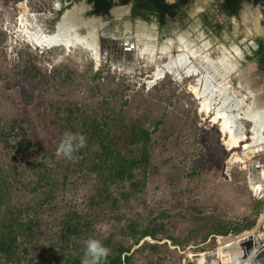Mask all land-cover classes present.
<instances>
[{
    "label": "rangeland",
    "instance_id": "374dc122",
    "mask_svg": "<svg viewBox=\"0 0 264 264\" xmlns=\"http://www.w3.org/2000/svg\"><path fill=\"white\" fill-rule=\"evenodd\" d=\"M15 1L25 2L0 0V156L3 155L0 165L7 160L4 157L6 143L1 136L12 126L16 130L22 126L23 136L31 141V150L35 146L39 148V155L43 158L38 159L45 163L41 169L50 178V182H40L42 184L37 187L34 196L43 197L46 189L54 186L53 197L38 212L42 223L40 232H35V244L31 243L34 256L32 259L24 258L21 264H31V260H48L51 249L46 243L56 241L60 218L68 210L79 214L84 239L94 238L104 242L110 238L111 243L106 247L111 252L117 243L130 247L128 255L133 253L130 264H195L200 257L206 263V260H217V256L213 258L212 255L226 244L239 243L251 234L264 239V229L255 227L264 203L258 205L252 199L247 164L249 156H243V162L240 159L242 156L234 153L242 149L241 144L249 142L256 119L239 117L237 123L243 126L248 138L241 140L237 147L225 144L220 121L212 120L217 107L221 106L218 101H223L220 95L215 96L217 102L213 101L216 103L207 113L202 108L201 99L190 88L200 86L197 81L200 76L197 73L187 76L183 70V76L176 78L174 73L166 72L165 64L170 57L174 61L185 49H176L175 52L153 49L150 53L142 52V48L134 49L135 65L131 68L128 64L115 65L112 61L104 66L98 49L96 52L79 43L70 49L61 46L36 47L22 32L23 28L15 18ZM29 1L36 5L42 3V0ZM262 14V9L242 11L244 21L240 25L243 24L245 31L243 41L252 40L255 29L264 31V23L260 21ZM39 23L45 33H55L57 22H52L50 26L47 22ZM87 24L83 23L84 26ZM234 24L238 25L235 21ZM88 29L78 30L77 33L84 37L92 33L94 37L93 31ZM212 41V49H202L206 56L202 59L216 62L221 56H228L234 65L235 52L217 49L221 42L215 37ZM235 45L239 51L243 50L234 38L227 44ZM94 53L99 54L98 58ZM191 64L202 65L195 60ZM157 66L165 70L160 77L155 75ZM249 66L238 67L235 61L234 67L238 68L233 67L226 74L222 72V79L225 80H217V84L223 83V88H226L223 89L228 97L226 107H230L232 113L241 111L229 90H238L243 77H254ZM255 83L248 90L264 100V77ZM105 121L111 128L115 123H121L143 126L151 132L147 146L150 164L145 185L140 192L127 198L119 192L127 191L128 183L111 186L109 190L118 200L116 207L106 199L93 206L88 202L100 184L80 166L90 163V155L97 147L93 140L89 139L90 146L81 149L84 155L76 153L75 161L56 156L60 138L65 132L89 135L90 125L97 124L102 128ZM261 125L264 130V118ZM123 143L121 140L123 149H126ZM33 176L27 173L25 179H32ZM13 182L11 186H15L10 189V194L0 196L2 210L8 197L11 201L9 205L18 206L19 202L32 196L31 184L27 189ZM245 218L254 221V224L256 222L255 229L249 228L236 235L214 234L204 240L212 224L244 223L242 220ZM129 224L137 225L140 230H156V236L140 239L144 248L136 251L139 244L134 245L132 239L118 232L120 227ZM42 241L44 243H40ZM150 243L156 245L154 250L148 249ZM40 244H45L41 247L49 250L41 252Z\"/></svg>",
    "mask_w": 264,
    "mask_h": 264
},
{
    "label": "trees",
    "instance_id": "16d2710c",
    "mask_svg": "<svg viewBox=\"0 0 264 264\" xmlns=\"http://www.w3.org/2000/svg\"><path fill=\"white\" fill-rule=\"evenodd\" d=\"M255 2L264 4V0H255ZM102 125L104 126L102 128L97 124L90 125L88 129L90 134L85 135L87 146H90L89 139H91L97 144V147L90 155V163L88 165L81 164L80 168L92 175L94 181L100 184V188L96 187L95 192L90 195L89 204L93 206L106 199L110 200L115 206L118 200L113 197L112 192L109 190L111 186H125L124 184L128 183L127 191L119 192L122 197L127 198L135 192H140L145 185L147 168L150 164L147 146L151 140V132L139 125L133 127L121 123L116 125L115 123L116 128L109 124L114 127L111 128L108 127L107 121ZM23 134L24 129L22 126L18 130L15 129V126H12L8 132L1 136L6 143L4 157L7 160H4L0 165V196L10 194V189L15 186H11L14 183L13 181L21 184L23 188H27L31 184L30 192L32 196L27 197V201L19 202L18 206L15 204L9 205L8 203L11 201L8 197L5 200L7 204L5 209L0 208V264H21L24 258H33L34 251L32 250L34 248L31 243L35 244V232L38 230L40 232L42 223V219L38 217V212L54 195V186L51 185L46 189L43 197L34 196V192L38 191L37 187L43 182H50V178L46 177L45 172L41 169L45 163L41 161L43 156L39 155L41 154L39 148L35 146L34 150H31V141L25 139ZM121 140L127 146L126 149H123ZM78 154L84 155L81 150ZM28 155L30 156L28 157ZM2 156L0 157L2 158ZM38 157L41 159H38ZM26 164H28L27 167ZM27 173L30 176L35 175V177L25 179ZM22 208L25 212L22 211ZM78 217L79 214L75 210L65 211L60 218L56 241L46 243L47 247L51 249L48 260H31V264H81L84 254L82 241L85 239L83 237V226ZM242 222L244 223L212 224V229L204 236V240L214 234L236 235L254 225V221H249L246 218ZM118 232L132 239L134 245L139 244L136 251H141L144 244H140V239L146 236L155 237L157 231L140 230L137 225L129 224L120 227ZM173 241L175 242L174 239ZM103 243L107 246L111 243V239H106ZM41 245L45 244L39 245L40 251L49 250V248L41 247ZM155 246V244L150 243L148 249L154 250ZM129 252L130 247L117 243L116 248L107 257L106 264H130L133 261V253L128 255Z\"/></svg>",
    "mask_w": 264,
    "mask_h": 264
},
{
    "label": "flooded vegetation",
    "instance_id": "af4514ba",
    "mask_svg": "<svg viewBox=\"0 0 264 264\" xmlns=\"http://www.w3.org/2000/svg\"><path fill=\"white\" fill-rule=\"evenodd\" d=\"M39 5L29 0H25L24 3L13 2L16 8V20L20 22L21 15L26 13L29 19L34 17L38 22L45 24L47 22L49 26L52 22H57L56 32L58 26L61 25L62 28L66 18L74 13L83 23H88L87 26L82 24L77 32L89 28V31L95 33L92 39L99 54L103 52L101 61L104 66L110 61L115 64L122 63L118 56L121 54H118L120 49H145L146 46L149 49H171L170 52H175L176 49H185V52L186 49H212V37L221 42V46H216L214 43L217 49H231L234 52L233 47L236 45L227 46L234 38L236 44L243 49L240 55L234 53L237 66L250 64L249 71L256 82L264 77V31L255 29L252 40L243 41L245 31L243 24L240 25L244 21L243 10L249 9L253 12L262 9L264 12L262 2L255 0H42ZM19 9L22 11L20 12ZM261 17L260 21L264 23V14ZM234 21L238 25H235ZM54 46L67 49L62 43ZM202 61L205 62L204 59L200 62ZM249 71L247 70L246 73ZM233 73L232 70L231 74Z\"/></svg>",
    "mask_w": 264,
    "mask_h": 264
},
{
    "label": "bare ground",
    "instance_id": "6f19581e",
    "mask_svg": "<svg viewBox=\"0 0 264 264\" xmlns=\"http://www.w3.org/2000/svg\"><path fill=\"white\" fill-rule=\"evenodd\" d=\"M78 17L79 16L75 17L74 13L70 14L69 17L66 18V20H65L66 22L63 23V25H62L63 27L61 28V25H59L57 28L58 29L57 32L51 33V34L45 33L42 26L37 21V19L34 17H33V19H31L32 17L29 19L28 16L26 15V13H23L20 17V26L23 28L22 32L25 34V36L28 37V40L32 41L36 47L50 48L54 45L62 43L65 45V47L67 49H69L71 46H74L75 44L79 43V44L84 45L86 48L93 49L96 51L97 50L96 49V43L92 39L93 38L92 33H90L89 36H86V37L80 36L79 33H77L76 30L83 24V22ZM233 48H234L233 50L236 54H240V51L238 50L237 47H233ZM152 50L153 49H149V47L146 46L142 52L150 53ZM162 50H164V49H162ZM165 50H168V49H165ZM186 50L188 52H184L182 54H179L175 58L174 61L172 60V57H170L169 62L167 64H165L166 72L174 73L176 75V78L182 77L184 73L187 76H191L193 74L195 75L197 73V75L200 76V77L198 76L199 78L197 80L199 82L200 86L195 85V86H192L190 88H191L192 92L194 93V95H196V97L201 99L202 108L207 113L210 112V110L212 108V104H215L217 102V100H216L217 98H215V96L220 95L219 97H220V99H223V101L222 100L220 101L218 99L219 100L218 103H221L220 104L221 106L217 107V110L214 113L212 120L213 121H216V120L220 121L219 124L221 126V131L225 135V139H224L225 144H227L229 147H237L239 145V142L241 140H243L246 136L244 133L243 126L239 125V122L237 123V119L239 117H241V113H239V112L232 113L230 110V107H226V103H228L227 102L228 97L226 96L227 93H225L223 90L226 88H223L224 87L223 83H222V85L217 84V80L222 79L221 73L224 72L226 74L229 70H231V68L234 67V66L231 67L233 64L230 61H228V58H227L228 56L227 57L221 56L220 58L217 59L216 62H214V61L211 62V61H209L208 58L205 60V62H203V61L200 62V59L206 57L203 54L204 52L202 51V49H186ZM94 56L96 58H98L99 54L94 53ZM118 56H119V58H121L120 59L122 61L121 65L127 63L124 61V60H126V61L128 60V57L124 51L122 52V54H120ZM152 57H155V56L152 55ZM194 60L196 61L197 64L200 62V64H202V65L198 66L199 65L198 64L196 66L194 64H191L192 61H194ZM116 64H119V63H116ZM163 68H160L159 66H157V71L155 72L156 77L162 76V74L165 71ZM183 70H185L184 73L182 72ZM217 76H220V77H217ZM213 101H216V102L213 103ZM228 104H227V106H228ZM235 107H236V105H235ZM248 115H250V114H248ZM256 115H257V113H256ZM261 119L262 118H260L259 116L257 117L256 120L254 119L255 120L254 125L260 126V128H262V125L256 124V123H259L261 121ZM260 131H261V129H260ZM253 132H254V134H253V137L251 138L253 141L252 140L251 141L253 143L256 142V144H257V142L262 140V138H261L262 133L260 134L259 131L258 132L253 131ZM262 142H263V140H262ZM241 148L248 151V153H245L244 155H242V157H240L241 161H243V162H245L244 159L246 156H249V159H250V158H252V156L255 153H258V152H260L261 149H264L263 145H257V147H254L252 149V145L249 143L241 144ZM243 156H245V157H243ZM233 159H234V157H233ZM238 239H239V237H238ZM220 248H221L220 251H217L216 253H214L212 255L213 258H215L217 256L216 258H217L218 262L216 259H213V260H206V263H205L204 258L200 257L195 262V264H230V263L235 262L240 257L244 256L246 251H247V249H243V246L241 244L236 245V243L226 244L225 246L220 247ZM229 251H231V253ZM228 255H230L231 258L228 259ZM201 256H206V254H202Z\"/></svg>",
    "mask_w": 264,
    "mask_h": 264
},
{
    "label": "crops",
    "instance_id": "0c3cea01",
    "mask_svg": "<svg viewBox=\"0 0 264 264\" xmlns=\"http://www.w3.org/2000/svg\"><path fill=\"white\" fill-rule=\"evenodd\" d=\"M230 55L231 54H229V57H231ZM228 61H229V59H228ZM233 63L235 65V61ZM234 65H232L231 67H233ZM243 78L239 81V84L237 86L238 90L235 89L232 92H231V90H229V92L231 93V95H232V93L234 94L232 96L235 97V103H236V105L238 104L237 106H240L239 109L241 112H239V113H241V117L245 116L246 118H249V119H251V118L253 119L255 117L254 119H257V117L259 116L260 118H262L260 121L262 123L263 118H264V111H262V110H264V108H263L264 107V102H263L264 100L260 95H255L254 93L251 92L250 89H249L250 92L248 90V88H250L252 86L254 87V85L256 84L255 83L256 81L252 77H249V76L243 77ZM246 87H247V90H246ZM233 97H232V100H233ZM256 113H257V115H256ZM248 114H250V115H248ZM250 123L253 125L252 120L250 121ZM261 123H256V124L261 125ZM259 128H260V126L254 127V125H253V129L250 132V134H252V136L249 138V142H246V143H249L252 145V149L254 147H257V145H263V148H264V130L260 128L261 129V131H260ZM253 131H255V132L259 131L260 134L262 133L261 138H262L263 142H262V140L259 141L260 143L257 142V144H256V142H254V143L252 142L253 140L251 138L253 137V134H254ZM244 133H245V131H244ZM245 135H246V133H245ZM245 138H248V137L245 136ZM263 150L264 149H261L260 152L254 154L255 156H257L256 159L250 158L249 162H247V164L249 165V183H250L249 188L252 191V199L256 202V204L258 203V205L264 203V161H263L264 160V151ZM257 161H259L260 163H257ZM262 207H263V210H262L263 212L258 215L259 218H258L257 226H255L256 225V222H255V224L251 227V229H255L254 226L255 227L260 226V227H262V229H264V204ZM253 220H255V219H253ZM263 241H264V239H263Z\"/></svg>",
    "mask_w": 264,
    "mask_h": 264
},
{
    "label": "clouds",
    "instance_id": "9594fccd",
    "mask_svg": "<svg viewBox=\"0 0 264 264\" xmlns=\"http://www.w3.org/2000/svg\"><path fill=\"white\" fill-rule=\"evenodd\" d=\"M87 147V138L82 133L65 132L60 138L56 156L63 157L69 161L77 159L76 153ZM84 254L81 264H106L107 257L111 254V249L106 247L103 241L88 238L82 241Z\"/></svg>",
    "mask_w": 264,
    "mask_h": 264
},
{
    "label": "water",
    "instance_id": "95a60500",
    "mask_svg": "<svg viewBox=\"0 0 264 264\" xmlns=\"http://www.w3.org/2000/svg\"><path fill=\"white\" fill-rule=\"evenodd\" d=\"M129 44L131 45V43ZM121 50H124L128 57L127 60L128 66L134 68L135 65L134 49H120L118 50V54L123 52ZM102 53H100V55H103ZM234 153L236 155L242 156L245 153H248V151H246L245 149H241L240 151ZM252 158L256 159L257 156L253 155ZM257 163L260 162L257 161ZM237 244H241L243 246V249H247V251L244 256L240 257L235 262L230 264H264V241L260 239L258 235H249L248 237L243 238L239 243H236V245Z\"/></svg>",
    "mask_w": 264,
    "mask_h": 264
}]
</instances>
